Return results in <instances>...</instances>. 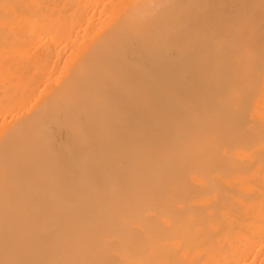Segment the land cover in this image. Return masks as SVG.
Here are the masks:
<instances>
[{
    "label": "bare ground",
    "instance_id": "bare-ground-1",
    "mask_svg": "<svg viewBox=\"0 0 264 264\" xmlns=\"http://www.w3.org/2000/svg\"><path fill=\"white\" fill-rule=\"evenodd\" d=\"M0 264H264V0H0Z\"/></svg>",
    "mask_w": 264,
    "mask_h": 264
}]
</instances>
